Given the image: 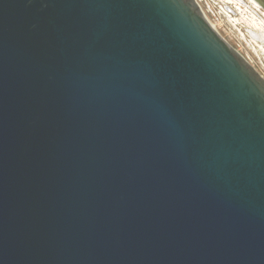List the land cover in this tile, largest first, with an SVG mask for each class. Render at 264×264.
Masks as SVG:
<instances>
[{
    "label": "water",
    "instance_id": "water-1",
    "mask_svg": "<svg viewBox=\"0 0 264 264\" xmlns=\"http://www.w3.org/2000/svg\"><path fill=\"white\" fill-rule=\"evenodd\" d=\"M0 264H264V76L197 0H0Z\"/></svg>",
    "mask_w": 264,
    "mask_h": 264
},
{
    "label": "rangeland",
    "instance_id": "rangeland-1",
    "mask_svg": "<svg viewBox=\"0 0 264 264\" xmlns=\"http://www.w3.org/2000/svg\"><path fill=\"white\" fill-rule=\"evenodd\" d=\"M219 1L222 3L227 2L226 0ZM198 3L200 4L208 20L213 24L214 28L228 42V44L242 53L264 76V57L259 53L257 43L250 35L251 32H257L250 22L251 19H254L252 16H256L250 9L252 7L254 8V5H252L250 2H246L245 4L240 3L244 6L242 9L239 7L240 12L238 10L239 13H237V16L229 17L228 15L222 14L218 0H202L201 2L198 1ZM246 11L247 13H245ZM257 13V18H264V12L257 10ZM240 18L242 19L240 20ZM235 21L241 23V25H236Z\"/></svg>",
    "mask_w": 264,
    "mask_h": 264
},
{
    "label": "flooded vegetation",
    "instance_id": "flooded-vegetation-1",
    "mask_svg": "<svg viewBox=\"0 0 264 264\" xmlns=\"http://www.w3.org/2000/svg\"><path fill=\"white\" fill-rule=\"evenodd\" d=\"M226 1H227L226 3H222L218 0L222 14L228 15L229 17H233V16L236 17L237 13L240 12L239 7H241V9H242V7L244 6L241 4H245L246 2H250L252 5H254V8H256V9H254L252 6H251L252 8H250V9L252 10V12H254V14L256 16H258L257 10L264 12V0H230V2H229V0H226ZM238 10H239V12H238ZM245 13H247V11ZM240 15H241V13H240ZM256 16H252V18H254V19H251L250 22H251V25L256 29L257 32H251L250 35H251L252 39L254 41H256L259 53L261 55H263V57H264V43H263L264 39L262 40V36L264 38V18H262V17L257 18ZM241 19L242 18H240V20ZM235 23H236V25H241V23H238L236 21H235ZM249 31H251V30H249ZM248 35H249V33H248ZM261 43H262V45H261Z\"/></svg>",
    "mask_w": 264,
    "mask_h": 264
},
{
    "label": "bare ground",
    "instance_id": "bare-ground-1",
    "mask_svg": "<svg viewBox=\"0 0 264 264\" xmlns=\"http://www.w3.org/2000/svg\"><path fill=\"white\" fill-rule=\"evenodd\" d=\"M199 2H201L202 0H198ZM200 6V5H199ZM201 7V6H200ZM202 9V8H201ZM203 11V10H202ZM264 38H263V36H262V40H263ZM264 43V42H263ZM261 45H262V43H261Z\"/></svg>",
    "mask_w": 264,
    "mask_h": 264
},
{
    "label": "built area",
    "instance_id": "built-area-1",
    "mask_svg": "<svg viewBox=\"0 0 264 264\" xmlns=\"http://www.w3.org/2000/svg\"><path fill=\"white\" fill-rule=\"evenodd\" d=\"M197 2H198V0H197ZM199 4V3H198ZM200 5V4H199ZM212 24V23H211ZM213 25V24H212Z\"/></svg>",
    "mask_w": 264,
    "mask_h": 264
}]
</instances>
